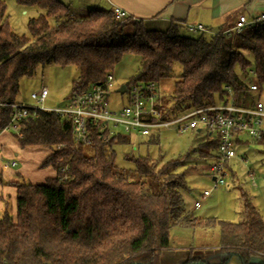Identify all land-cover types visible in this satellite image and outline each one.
<instances>
[{
    "label": "trees",
    "instance_id": "obj_1",
    "mask_svg": "<svg viewBox=\"0 0 264 264\" xmlns=\"http://www.w3.org/2000/svg\"><path fill=\"white\" fill-rule=\"evenodd\" d=\"M15 2L42 14L28 20L29 38L18 36L0 1V131L9 121L19 81L49 65L77 71L71 96L101 82L123 55H137L141 67L127 85L155 82L164 118L219 104L225 100V88L235 99L246 98L253 93L251 78L264 85V22L230 35L222 32L232 26H221L215 33L204 28L196 31L199 36L187 37L176 23L157 29L147 20L117 18L112 9L89 10L75 18L59 0ZM176 66L180 72L172 89L161 96L160 87L175 76ZM13 135L20 148L47 150L40 167L50 168L54 176L34 185L19 174V179L7 181L15 190V208L12 211L4 200L0 264H161L174 227L217 228L219 264H230L234 257L239 264H264V222L234 175L237 222L200 219L184 207L187 156L160 163L159 158L125 155L134 168H119L114 146L135 144L129 136L93 129L90 144L78 146L71 124L45 110L24 120ZM202 139L194 153L205 166L213 160L217 141ZM159 140L144 143L157 145ZM183 264L211 263L188 254Z\"/></svg>",
    "mask_w": 264,
    "mask_h": 264
},
{
    "label": "rangeland",
    "instance_id": "obj_2",
    "mask_svg": "<svg viewBox=\"0 0 264 264\" xmlns=\"http://www.w3.org/2000/svg\"><path fill=\"white\" fill-rule=\"evenodd\" d=\"M4 3L6 8V16L8 24L12 31L18 36L30 37L27 23L28 20L36 18L42 11L36 7H22L16 4L15 0H0ZM70 7L71 17H82L89 10L107 9V0H59ZM214 1L205 0L201 5L200 16L202 22H207L210 19V14L214 12ZM249 9L246 4L233 9L228 15L232 18H238L240 14H247ZM259 13V11H257ZM227 17V16H226ZM190 18L187 26L198 25L195 20ZM204 20V21H203ZM229 22V23H230ZM166 22H153L151 26L157 29H163ZM207 25V24H206ZM217 20L209 23L210 32H217ZM185 25L180 26V33L183 36L196 37L200 33L190 30ZM209 32H205V37H208ZM141 67V58L133 54H125L120 61L113 66L110 73L115 79V86L128 83L138 72ZM172 79L166 80L160 87L161 96L167 95L171 89L175 77L180 72V67L176 66ZM78 76L77 71L71 66H57L49 65L44 68H37L35 73L30 78H22L19 81L18 93L16 102L29 103V95L32 92H37L41 87L48 90V97L44 103L49 108H60L64 105L66 99L69 97L72 87V81ZM248 79V78H247ZM254 78L248 79L250 84H256L258 91L249 93L245 101L257 102L260 101L264 105V85L257 84ZM163 93V94H162ZM108 103L111 109H119L125 104L124 97L118 96L115 91L109 95ZM139 139V140H138ZM203 139L194 134L187 133L177 135L173 132H162L160 140L157 145H146L145 140L137 138L133 140L135 144L130 145H116L114 146L115 160L117 167L123 169H133L134 164L124 159L125 155H131L134 158L148 156L150 159H160V163H165L169 160L186 157L185 172L187 175V183L189 191L183 194V202L186 211L192 213L193 216L214 218L227 222H237L239 213L238 193L233 188H218L211 192L210 196L201 202V208L194 210L193 203L198 200L201 193L208 189L210 183L205 179L201 172H203L204 164L196 153L195 148ZM248 140V139H246ZM137 141V142H136ZM239 154L246 157L248 165L243 164L239 160H232L230 167L232 173L238 182H241L244 190L248 191L251 201L264 222V148L259 144L248 141V145L240 147L237 150ZM47 150L40 147H25L20 148L14 135L9 132L0 134V174L2 182H0V196L7 200L13 206V193L6 184L7 181L18 178L19 174L25 181L30 184L44 183L48 178L54 176V172L50 168H42L40 164L47 156ZM160 156V157H159ZM14 159L16 166L2 169L4 164L9 160ZM253 172L256 186H250L248 171ZM19 179V178H18ZM14 208L12 207V211ZM203 239V240H202ZM219 239L218 229H196L195 234L190 236L189 230H180L177 227L172 228L170 232V249L163 251L161 264H183L188 254L200 257L201 259H213L214 256L203 251L210 248H195L194 245L200 243L211 246L212 243L217 244ZM204 246V245H202ZM191 248V249H190ZM214 252V251H212ZM215 254V253H213ZM230 264H239L237 258H232Z\"/></svg>",
    "mask_w": 264,
    "mask_h": 264
},
{
    "label": "built area",
    "instance_id": "obj_3",
    "mask_svg": "<svg viewBox=\"0 0 264 264\" xmlns=\"http://www.w3.org/2000/svg\"><path fill=\"white\" fill-rule=\"evenodd\" d=\"M117 18L126 14L112 8ZM264 22V14L246 17L238 16L236 22L223 35L240 33L243 29ZM192 31H203L201 25L188 26ZM130 82V81H129ZM250 92H257L258 87L250 84ZM119 90H122L120 92ZM225 100L216 105L193 107L176 116L163 117L158 109L159 88L155 82H136L129 85L115 86V79L107 73L99 83L92 84L85 91L69 96L60 108H49L44 105L48 90L41 87L29 95V103L14 102L9 105L10 117L0 134L9 132L17 134L22 122L28 118L34 119L37 111L54 112L61 119L71 124L72 139L75 145H88L91 142V130L106 132L108 136L115 134L127 135L131 140L137 138L149 142L160 139L162 132H173L177 135L187 133L197 137H209L217 141L213 152V160L203 167V176L210 183L193 207L198 209L211 192L218 188H232V160H239L248 165L246 157L237 151L248 145V141L264 148V105L260 102L245 101L243 96L235 99L234 92L225 88ZM115 91L124 97L125 104L119 109H111L108 103L109 95ZM248 139V140H246ZM139 140V139H138ZM14 159L2 165L4 170L16 166ZM250 186H256L253 172L248 171ZM64 180L66 177L63 178Z\"/></svg>",
    "mask_w": 264,
    "mask_h": 264
},
{
    "label": "crops",
    "instance_id": "obj_4",
    "mask_svg": "<svg viewBox=\"0 0 264 264\" xmlns=\"http://www.w3.org/2000/svg\"><path fill=\"white\" fill-rule=\"evenodd\" d=\"M204 1L205 0H107V4H108L107 9H112L113 7H115L122 10L126 14V16H131L133 18L141 19V20H147L151 23L153 22L163 23L164 21L166 23L173 22L178 24L179 26H183V25L187 26L189 24L188 21L191 18L192 19L191 21L195 20V22L198 25L203 26L207 30H210L209 23L212 22L213 20H217L218 28H220L221 26H225L226 28L233 26V24L236 22V18H234V20L230 22L232 18L228 15V13L231 12L236 7L240 6V4H246V7L249 9L246 15L245 14H240V15L246 17H253V16H259L260 14H264V0H217V2L214 1V5L216 7L213 9L214 12L210 14V19H208L207 22H202V18L200 16L201 15L200 12L202 10L200 7ZM257 11H259V13ZM0 173L2 176V174H6L7 171ZM8 188L11 189V192L13 193L14 196L13 197L14 203L13 206L11 205V207L15 208V190L12 187H8ZM1 196H0L1 199L0 212L3 208V202H4V198ZM189 214L192 217L205 219V217L193 216L192 213ZM177 228L183 231L189 230L191 237L192 234L194 235L196 232V229L191 230L181 227H177ZM194 247L210 248L209 250L203 251L205 253H209L214 256L212 260L207 259L206 260L207 262L211 264H219L222 261V256L218 252V240H217V244L212 243L211 246L207 244L206 245L202 244L200 241V243L194 245Z\"/></svg>",
    "mask_w": 264,
    "mask_h": 264
},
{
    "label": "water",
    "instance_id": "obj_5",
    "mask_svg": "<svg viewBox=\"0 0 264 264\" xmlns=\"http://www.w3.org/2000/svg\"><path fill=\"white\" fill-rule=\"evenodd\" d=\"M120 92H122V90H119Z\"/></svg>",
    "mask_w": 264,
    "mask_h": 264
}]
</instances>
